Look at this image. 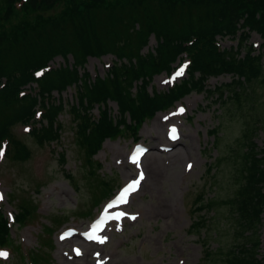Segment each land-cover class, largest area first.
<instances>
[{"label":"trees","instance_id":"1","mask_svg":"<svg viewBox=\"0 0 264 264\" xmlns=\"http://www.w3.org/2000/svg\"><path fill=\"white\" fill-rule=\"evenodd\" d=\"M58 5L65 8L57 16L42 14ZM239 32L238 50L221 51L214 44L220 34L235 36ZM252 33L263 40L258 55L247 46ZM152 37L157 46L150 50ZM182 54L192 61L190 78L169 92L151 95L148 88L155 77L170 71ZM109 55L117 63L104 79L91 81L87 72L82 75L80 69L89 58ZM58 57L66 65L45 71L37 81L34 72L45 70ZM263 60L264 0H0V81L7 80L0 90V145L9 141L12 147L7 155L17 163L31 158L30 148L13 137L12 129L31 121L41 100L48 126L32 133L35 140L39 145L57 141L65 128L58 118L69 113L77 146L87 159L90 175L96 177L92 161L108 139L127 132L137 137L147 119L193 91L208 93L220 110L228 107L225 113L230 116L236 110L242 112L246 103L259 98L257 89L264 90ZM224 75H230V83L206 89L205 81ZM32 82L39 83L40 95L21 98V90ZM72 87L77 103L62 98ZM55 92L59 100L53 96ZM109 102L117 104L119 116L112 117ZM96 106L100 110L97 119L92 116ZM261 130L264 135V117L244 118L241 136L216 160V170L220 164L231 166L234 193L212 201L213 224L223 227L219 218L231 221L239 242L227 249L219 245L214 252L207 249V260L222 256V264H264L259 236L264 218V148L256 141ZM211 135L216 139L218 132L214 129ZM60 161L67 162L65 154ZM66 177L74 181L73 175ZM99 181L93 188L94 205L112 191L109 182ZM18 208L17 222L23 226L34 216L35 204L22 201ZM209 222L205 217L198 219L193 231ZM207 236L201 238L204 245ZM10 242V229L0 211V247Z\"/></svg>","mask_w":264,"mask_h":264},{"label":"rangeland","instance_id":"2","mask_svg":"<svg viewBox=\"0 0 264 264\" xmlns=\"http://www.w3.org/2000/svg\"><path fill=\"white\" fill-rule=\"evenodd\" d=\"M64 8L65 6L58 5L56 9L44 11L42 14L47 18L55 17ZM238 38L239 35L236 36V39ZM229 39L235 42L232 43ZM255 43L261 45L263 41L258 34L252 33L247 46ZM237 45L238 41L233 38L224 39L223 47L226 49ZM155 46L156 41L152 38L150 48ZM256 49L262 50L261 47ZM147 50L148 48L144 51ZM241 52L244 53L245 49ZM111 61L116 63L112 56L102 59L89 58L82 73L84 71L89 73L90 80H94L97 74L98 77H105L109 72L106 66H110ZM64 62L61 57L52 60L57 69ZM165 77V73L155 77L152 87L149 88L150 92L152 89L167 91L169 86L163 85ZM229 81L228 77H221L212 80V86L206 88H214L216 84L220 86ZM74 93L75 90H70L62 96L76 102ZM257 94L259 98L255 102L246 103L242 112L234 111V116L225 113L228 107L224 109L225 111L220 110L216 101L210 100L208 93L203 91L192 93L182 99L186 115L174 118L173 122L161 121V118L168 114L164 113L165 111H159L154 118L147 119L137 136L139 142L145 143L154 154H150L144 165L138 169L140 176L143 174L142 180L128 166V155L134 143V136L131 133H123L118 138L105 142L102 150L92 161L96 169V177H93L90 175L91 168L85 163L83 152L75 142L74 124L69 114L58 118L64 123L65 130L61 137L54 141L55 144L39 145L24 126H15L12 129L13 137L27 144L32 156L24 163H17L9 156L4 160L0 158V196L4 195L1 204L4 212L17 213L18 205L27 200L35 203L36 207H39V212L36 213L35 220L32 218L29 221L28 226L16 225L11 229L13 239L11 257L0 264H28L27 260L19 259L20 255L15 249L17 243L20 249L23 247L24 250L39 248L38 256L42 257L47 253L52 259V262L49 259L40 260V264H90L94 249L91 245L85 247V256H88V259L84 256L82 259L70 261L63 255L68 250V244H58L57 235L65 227L86 228L88 222L96 216L101 206L94 207L92 199L93 188L100 182L97 180L98 176L109 182L113 190L110 195L100 199L102 203L115 194L119 185L130 178L135 176V179L143 182L141 193L126 209L133 212L136 219L130 218V224L124 234L119 237L112 235L111 243L104 249L105 255L112 257L109 264H211L209 261L211 259L212 264H222V256H213L207 260L205 258L207 249L214 252L219 245L227 249L236 245L239 240L236 239L231 221L219 218L223 227L213 224L215 207H210L212 201L215 198L226 199L234 193L230 178L231 166L227 163L220 164L219 170H216L215 164L220 156L229 152V148L233 147L241 136L244 118L264 117V90L257 89ZM54 96L58 98L56 93ZM110 105L112 116H117L116 105L114 103ZM92 115L94 118L98 117L97 107ZM170 124L182 134L180 145L174 146V150L169 154L155 151L153 148L157 145L167 144L165 136ZM157 126L161 127L160 131ZM213 129L218 132L215 141L208 134ZM220 137L222 138L219 139ZM256 141L264 148L263 130ZM62 154L66 155V164L60 161ZM118 162L122 165H118ZM210 163L212 165L209 166ZM98 164L101 165L100 168L97 167ZM189 164L192 165L191 169L188 168ZM66 173H71L74 181L66 177ZM9 200L10 203L7 202ZM218 209L221 212L225 211L224 207ZM83 213L92 216L83 217ZM202 217L210 221L208 226L205 223L201 230L197 229L194 232L192 228L194 222ZM59 218L62 219L61 225L53 222ZM262 222L259 236L262 240L261 252L264 255V218ZM47 226L53 228L55 233L48 235ZM204 234L208 235L205 241L207 246L201 240ZM49 238L53 239L52 252L40 248L42 242L49 243Z\"/></svg>","mask_w":264,"mask_h":264},{"label":"snow or ice","instance_id":"3","mask_svg":"<svg viewBox=\"0 0 264 264\" xmlns=\"http://www.w3.org/2000/svg\"><path fill=\"white\" fill-rule=\"evenodd\" d=\"M186 67H187V65L182 66V67H181V68L175 73V77H180V76L183 74L184 69H185ZM175 77H174V78H175ZM178 111H179V113H183V112L185 111V109H184L183 107H181V108L178 109ZM176 131H177V130H176L175 128H172V129H171V133L173 134V138H175V133H176ZM140 151L142 152L143 150L141 149ZM3 155H4V153H3L2 151H0V158H2ZM134 162H135V158H134ZM191 167H192V165L189 164V165H188V168L191 169ZM140 179H141V180L143 179V174H142V173H141ZM139 183H140V180H137V181H135L134 183L129 184V185L127 186V188H125V189L123 190V192L121 193V197L124 198L125 195H126L129 191H135V190H136V187H137V185H139ZM0 198H2V197H0ZM124 202H126V200H124ZM109 207H112V205H109ZM123 215H125L123 212H121V213L118 214V216H123ZM131 218H132V219H136L135 216H133V217H131ZM65 235H67V234H65ZM88 238H89L90 240H91V239H96V237H95L93 234H89ZM61 239H62V240L65 239V236H61ZM99 242H100V243H103L104 241H103V239H100ZM76 254H77V255H80V254H81V251H80L79 249H76ZM7 255H8V254H7L6 252H0V257H7Z\"/></svg>","mask_w":264,"mask_h":264},{"label":"bare ground","instance_id":"4","mask_svg":"<svg viewBox=\"0 0 264 264\" xmlns=\"http://www.w3.org/2000/svg\"><path fill=\"white\" fill-rule=\"evenodd\" d=\"M158 130L160 131L161 127L157 126ZM181 142V141H180ZM180 142L177 143L176 146L180 145ZM176 152V151H175ZM154 153H151V155H153ZM154 161V160H153Z\"/></svg>","mask_w":264,"mask_h":264}]
</instances>
